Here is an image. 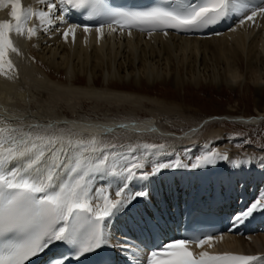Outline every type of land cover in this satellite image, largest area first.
<instances>
[{
    "label": "bare ground",
    "instance_id": "6f19581e",
    "mask_svg": "<svg viewBox=\"0 0 264 264\" xmlns=\"http://www.w3.org/2000/svg\"><path fill=\"white\" fill-rule=\"evenodd\" d=\"M239 1V6L232 7L240 16L236 15L237 18L231 22V18L235 16L232 14L227 22L207 30L204 34L180 35L170 32L167 35H142L113 32L112 28H103L102 32L88 28L86 32L84 26L68 31L69 25L74 24H62L60 20L53 19L56 15H63L65 18V13L49 9L48 0H21L22 12L31 10L34 15L30 20L22 19L17 32V21L11 15V3L8 0H0V23L12 25L10 32L4 31L11 39L12 47L17 49L15 52L11 48L6 49L0 59V129H5L0 133V137L9 135L13 129L31 131L33 135L58 137L55 143H61L64 149V152L60 153L61 157L67 152L68 160L73 163L80 160L82 167L87 166L90 169V178L86 180L91 190V204L97 214L101 213L107 200L115 202L125 199L123 194L117 197L113 193L126 185V164L141 161L147 165L155 161L159 165L164 164L160 162L161 158L168 160L170 167L162 169L158 175L147 180H128L129 192L150 191V201L143 202V198H137L123 211L106 220L107 229L109 226L115 227L122 237L126 238L121 240V245L128 246L124 250L127 249L125 252L130 255L141 253L140 240L148 238V228L159 232L167 224L180 220L185 212L206 207L203 202L204 195L210 199V207L215 208L216 205L230 202L233 197L230 193L232 189L235 185L243 184L238 186V189H241L236 195L241 196L244 201L247 195L246 184L249 181L247 180V183L240 177L238 183L239 175L244 176L248 171L247 174L253 175L250 180L253 186H258L257 181H263L262 167L252 166V156L244 160L243 155H231L224 162L219 158L220 155L206 151L205 156L196 163L200 167H193L196 164L183 163L182 159H178L181 145L183 144V147L184 144L195 141L202 129L208 124L210 126L211 122L228 120L257 125L264 118L261 112L258 116L247 118L209 117L183 133H173L157 124L154 119H141L140 112L146 111L155 117L157 113L172 114L171 119L167 120L168 123L178 116L175 114V111L180 109L178 105L115 85L134 83L141 87L143 83L154 86L169 82L178 88L209 81L234 89L246 80L242 71L245 67L246 74L250 75L255 88L263 90L264 11L260 10L262 3H257L253 8V0ZM56 3L59 7V0H56ZM253 9L257 11L255 23L246 20V16ZM42 11L49 15L40 17ZM243 17L244 22L241 23ZM29 29L32 31L29 32ZM62 74L65 75V81L55 76ZM101 77L104 79L103 86H99ZM82 78H86L87 83H83ZM84 102L93 103L95 114L102 112L105 119L95 121L93 118L82 117L79 108ZM63 106L73 114L72 118L60 112ZM103 107L105 110H102ZM113 108L123 116L114 115ZM119 134L125 138L120 154H113L108 147L100 149L99 141L114 139ZM147 135L169 139L171 147L162 150L148 147L147 142L138 147L140 144L137 140ZM211 138L220 141L223 136L221 133H210L207 135V146L211 144ZM89 140L98 143L88 142ZM112 143L117 147V141ZM219 146L221 148V145ZM8 147V144L3 145V148ZM106 153L109 154L107 161L96 170L95 161ZM206 156L211 163H206ZM19 164L20 161H12L5 167H15ZM132 171L137 172L139 169ZM179 176V179H182L180 185L177 182ZM190 182L195 183L194 187H188ZM221 188H224L225 192ZM92 192L95 195H92ZM226 206L228 210V204ZM134 207L136 212L131 210ZM144 207L148 208L147 211H143ZM257 213L264 215L261 210ZM136 215H139V220L134 222ZM139 222L144 224L142 226L145 231L138 230ZM133 226L136 229L132 230ZM250 242H260V246L255 245L247 249L246 245ZM207 249L264 253V233L242 237L229 232L211 241ZM258 263L264 264L262 260L253 264Z\"/></svg>",
    "mask_w": 264,
    "mask_h": 264
},
{
    "label": "snow or ice",
    "instance_id": "6c2138e0",
    "mask_svg": "<svg viewBox=\"0 0 264 264\" xmlns=\"http://www.w3.org/2000/svg\"><path fill=\"white\" fill-rule=\"evenodd\" d=\"M13 7L12 18L17 21L16 30L19 32L20 21L30 20L34 13L31 10L22 12L21 0H8ZM179 2V0H177ZM101 4V0H80L73 3L72 0H48V8L56 9L59 13H66L71 7L77 9H89L97 17H107L106 23L141 27L151 33L156 29H174L184 33L202 30L204 27L226 19L230 14L229 0H200L199 4L190 6V10L184 13L169 11L167 7H153L148 10H117ZM261 11H264L262 0ZM49 15L41 12L40 17ZM257 11L253 9L246 16L247 21L255 23ZM53 19L60 20L62 24H69L63 15H56ZM127 21V25H125ZM244 22V17L240 21ZM79 25H69L68 31H73ZM12 25L0 23V59L5 50L12 47V41L4 30L10 32ZM84 30L87 32L88 28ZM102 32L103 25L98 29ZM29 32L32 29L28 30ZM47 32V30H46ZM167 35V31L164 32ZM67 32L65 33V37ZM51 127V126H50ZM5 129H0L3 133ZM58 137H46L33 132H24L13 129L12 133L0 139V264H26L28 260L44 252L57 241H63L70 245H78L79 251L74 258L92 253L104 246L126 248L127 245H118L110 237L105 221L113 217L117 212L123 211L137 198H147L146 191L129 192L127 183L130 179H149L156 176L162 169L170 167L168 164L152 166L154 171H144L138 163H130L124 166L127 171L126 185L113 193L123 200H107L101 213L97 214L91 204L90 187L86 178H90V169L81 166V161L75 163L67 159L68 153L62 158L60 153L64 149L58 148L55 141ZM8 144V148H3ZM87 151V149H85ZM109 154L101 155L94 163L96 170L105 164ZM206 163L211 160L206 156ZM227 160V157H224ZM12 161H20L19 166L5 167ZM179 165H171L178 167ZM187 167V166H185ZM193 167H200L199 164ZM264 167V163L261 164ZM132 169H139L133 172ZM66 174V175H65ZM42 194V195H38ZM92 195H95L92 192ZM254 202L243 214L234 218L235 223H242L244 219L255 211H264V205L257 208ZM90 214V215H89ZM13 234H24L25 239L17 242L10 237ZM206 239L200 238L202 245ZM184 241L178 245L168 244L167 250L175 253H183V259L178 264H210L222 259L240 261L248 264L252 257H209L203 253L200 259L192 258V253L184 250ZM156 252H152L147 264H157ZM54 264H64L63 259Z\"/></svg>",
    "mask_w": 264,
    "mask_h": 264
},
{
    "label": "rangeland",
    "instance_id": "374dc122",
    "mask_svg": "<svg viewBox=\"0 0 264 264\" xmlns=\"http://www.w3.org/2000/svg\"><path fill=\"white\" fill-rule=\"evenodd\" d=\"M242 71L244 72V80L245 79L246 80L243 81L241 85H238V87L234 89L230 88L227 85H223V84L220 85L219 83L218 85L217 83L209 82V81L207 83L202 82L200 83V85L188 84L186 87H178V88L172 86L169 82L158 83L154 86H150L147 83H143L141 87L136 86L134 83H130V84L117 83L115 85L118 88L120 87L126 90H134L143 94H147L148 96L162 99L169 104L178 105L180 109H177L175 111V114L176 115L178 114V116H175L174 119L172 118V121H168V123L167 120L171 119L172 114L170 115L165 113H157L155 117L151 115L149 112L142 111L140 112V117L143 120L148 118L154 119L157 122V124H160L162 127H164L170 132L183 133L191 129L193 126H195L202 120H205L209 117L228 118L230 116V117L247 118V117L258 116L260 112L264 114V89L259 90L255 88L253 81H251L250 75L246 74L247 71L245 67H243ZM48 72L50 73V71ZM55 76L57 79H61L63 81L66 80L64 74H62V76L59 77L58 75ZM82 80L83 83H87L86 78H82ZM103 84H104V79H102L101 77L99 81V86H103ZM89 103L90 102H84L83 105L79 108V111L81 110L80 113H82V117L93 118L95 121H102L103 119H105V116L102 114V112L100 114H95L93 109L94 106H92L93 103L90 104ZM63 107L64 108L60 112L61 113L63 112L72 118L73 114L67 109V107L65 106ZM102 110H105V108L103 107ZM113 110H115L113 113L114 115L117 114L119 116H123L121 115L122 113H117L116 108H113ZM120 111L123 112L124 110H120ZM214 132L221 133L223 139L218 141L214 138H211V140L209 141H211L212 145L210 144L209 146H207L208 143L207 135H210V133H214ZM11 133L12 131H10V134ZM120 135L121 134L117 135V137H115L114 139H108L109 141L108 140L99 141L100 149H104L108 147L109 151L111 150L113 154H120L121 150L124 147L123 143L125 139L124 136L120 137ZM147 136H145V138H140L139 139L140 141L137 140V143L140 144L138 145V147L142 146V144H144L146 140L150 142V145H154V146L147 145L148 147H155L158 149L160 148L162 150H168V148L171 147L170 140H166V139L164 140L158 137H151L149 135ZM2 138L3 137H0V139ZM112 141L114 142L117 141L118 146L116 145L117 147H114ZM88 142L96 143V144L98 143L96 141L94 142V140L93 141L89 140ZM125 142H127V140ZM107 143L109 144L105 145ZM182 145H181V151L182 150L184 151L182 152L180 151L181 154H180V158L178 157V159H182L183 163L189 162L190 164H196L205 156L204 153H206V151L207 152L210 151L213 155L216 156L220 155L219 158L223 159L224 162H225L224 157L229 158L231 157V155L233 156L243 155L242 159L244 160L246 158L249 159L250 156H252L251 158L253 160V163L256 164V166L258 165L261 166V164L264 163V118L257 125H245L236 122H229L228 120L223 122H216V123L211 122L210 126L208 124L202 129L201 133L199 134V136L195 141H192L191 143L188 144H184L183 147ZM219 145H221V148ZM56 146L58 148L62 147L61 143L60 145L57 144ZM204 147L205 149L208 150H205ZM216 150L219 152H217ZM226 154L227 156H225ZM138 162L143 163L141 161ZM168 165H170L169 162ZM262 170L264 174V167H262ZM247 172L246 174L245 173L243 174L244 176L239 175L238 179L240 180L241 177V179L244 178L245 181L248 180L249 183L247 181L248 184H246L247 186L246 185L245 186L247 188H251L250 191H252L257 186H253V182L250 183V180L252 179L253 175H249L247 174ZM179 178L180 176L177 177V182L180 185V183L182 184V179ZM262 179L264 180V175ZM192 183L190 182L188 187L189 186L194 187L195 183L193 184ZM238 183H240V181H238ZM238 186H242V185H238ZM220 187H222V185ZM250 191L249 189H247V195H249ZM147 193L149 198H151L152 195L151 192L147 191ZM257 196H264V186L262 187V192ZM166 207L168 208V206ZM147 209H148L147 207H144L143 211H147ZM111 232L116 234L113 230ZM259 244H255V243L253 244V242H250L246 245V248L251 249L255 245L257 246Z\"/></svg>",
    "mask_w": 264,
    "mask_h": 264
}]
</instances>
